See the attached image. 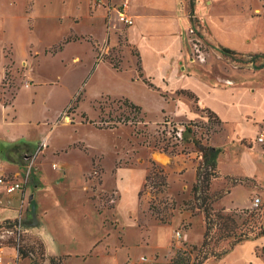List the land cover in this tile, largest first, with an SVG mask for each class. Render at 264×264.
I'll list each match as a JSON object with an SVG mask.
<instances>
[{
  "label": "rangeland",
  "instance_id": "rangeland-1",
  "mask_svg": "<svg viewBox=\"0 0 264 264\" xmlns=\"http://www.w3.org/2000/svg\"><path fill=\"white\" fill-rule=\"evenodd\" d=\"M179 1L188 17L187 0ZM111 3L0 0V140L6 132H12L20 140L47 146L33 161L23 163L8 161L0 152L5 169L21 177L32 162L22 190L14 194L21 197L26 185L31 194L30 178L37 173L49 184L38 190V213L50 208L54 197L74 207L69 202L71 195L78 196L81 201L76 208L84 215V230L92 237L102 238L109 226L116 234L112 231L105 239L113 242L116 235L122 244L112 253L109 240V255L103 256L99 250L102 247L96 246L87 251L90 254L84 255V260L68 263L61 257V264H117L118 259L126 257H147L149 251L145 247L133 244L137 237L131 219L146 240L151 221L161 223L158 211L159 217L165 219L163 223L175 222L169 243L171 258L178 249L199 247L202 242L203 213L196 207L203 203L202 194L198 191L200 200H196L191 188L200 167L206 166L203 147L214 145L222 149L217 158L219 176L211 181V199L207 203L215 210L238 207L223 213L233 211L236 235L248 231L254 225L253 217L242 209L247 206L254 216L264 209V161L260 150L249 148L254 141L264 148V121L259 122L255 140L246 138L240 143L230 136L256 128L252 118L264 120V0H195L197 20L189 22L190 40L183 38L182 42L184 64L192 78L214 84L228 80L237 89L238 105L253 111L252 117L233 127L218 124L214 117L209 119L205 111L194 107L190 98L178 101L177 95L165 97L163 90L148 87L137 78L139 50L132 41L130 27L117 21L115 14L106 12ZM138 6L133 0L134 13ZM224 35L236 48L221 42ZM66 37L72 40L63 43ZM167 44L165 48L173 52L174 46ZM222 47L236 53L223 54ZM189 49L191 62L186 55ZM144 69L147 72L149 68ZM150 76L156 85V73ZM125 98L139 105L140 112L123 104ZM191 111L199 117L187 119ZM259 136L263 137L262 142L257 140ZM157 153L164 158L157 159ZM181 160L187 164L182 165ZM151 161L169 173L172 171L167 175L168 185L153 188L151 183L136 194V204L133 181L119 182L115 168L130 166L124 176L132 177L131 166L149 169ZM62 164L68 166L64 172ZM252 172L255 177L250 175ZM231 185L229 192L222 193ZM116 187L123 193L117 207L120 194ZM256 196L260 199L258 206L252 204ZM149 204L157 210L155 213ZM4 208L16 210L15 217L21 223L16 231L4 230L0 234L1 254L16 262L27 258L20 264H43L42 244L26 226L30 220L22 202ZM128 211L132 213L129 215ZM14 218L2 217L0 222ZM190 228L191 241L184 240L183 231ZM159 233L164 237L165 229L161 228ZM233 239V235L221 233L213 226L207 249L219 252ZM18 248L27 256L19 255ZM196 252H190L192 260ZM256 252L264 257V249L256 248ZM212 258L211 255L207 261H214ZM130 259L121 264H132Z\"/></svg>",
  "mask_w": 264,
  "mask_h": 264
},
{
  "label": "crops",
  "instance_id": "crops-1",
  "mask_svg": "<svg viewBox=\"0 0 264 264\" xmlns=\"http://www.w3.org/2000/svg\"><path fill=\"white\" fill-rule=\"evenodd\" d=\"M120 1L121 0H119V2ZM132 1L133 0H130L129 5V12L134 16V24L130 26L131 38L139 50L142 73L144 71L143 76L146 77L153 86L157 88V90H163L161 92L163 96L166 97V94L177 95V100L180 101L187 96L177 94L179 90L191 91L196 95L197 104L200 108H209L218 116L224 125H231L232 127L239 124L242 119L252 117L253 111H247L245 110V107L243 108V106L238 105L239 99L237 97V89L230 83H227L228 80H225L226 83L221 82L219 84H214L212 82L194 79L189 73H187L188 68L186 64H184L185 60H183L184 56L181 48L183 38L190 40L188 35L190 23L179 0H134L137 5H139L138 11L135 10V13L132 10ZM111 2L112 5L119 3H114V0H111ZM111 14L114 15L113 12H111ZM139 38H141V40H139ZM220 40L224 45L229 46L230 48H236L227 35H224ZM167 43L174 46L172 49L173 52L169 51V47L167 49L165 48V45H168ZM190 49L186 53L189 62H191L189 57ZM144 68L149 69H147L148 71L146 72ZM153 73H156L158 77L156 85L154 84L155 79L150 76ZM183 116L186 117L185 115ZM197 117H199V114L196 111H193L192 114L186 118L195 119ZM251 121L252 124H255L257 127L249 130V132L230 136L231 139L235 137L232 141L236 140L241 143V140L246 138H252L255 140L258 133L257 128L259 122H263L264 120L255 121L254 118H252ZM16 136L17 135L12 132H6L2 141L0 140V148L8 143L20 141V138ZM46 147L47 146H44V148ZM249 148L260 150L262 160L264 161V148L259 143L254 141ZM44 150H41L42 153ZM56 150L60 149H55V151ZM181 163L182 165L187 164V162L182 160ZM128 167L130 166L123 165L117 166L115 169L118 171L119 182L124 179L126 181H133V196L136 203V194L139 193L144 185L148 168L143 165L141 167L131 166L132 177H128L124 176L126 171L129 170ZM62 169L64 172L68 169V166L62 164ZM164 170L169 177L172 171L169 173L166 169ZM4 171L5 173L13 174L18 178H21V176L13 171L6 170L5 165ZM187 171L188 169H186V172ZM244 171H246L245 167ZM254 173L255 172H252L250 175L255 177ZM82 175L84 176V173ZM244 175L246 176L248 174L245 172ZM30 181L32 184L31 194L26 185L21 197L18 193H5L2 186H0V206H2L0 207V218H14L16 216V210L14 209L5 211L7 208H4V206L8 204L18 206L19 203L22 202L23 211L26 213V209L29 206V199L32 198L35 201L36 217L39 224L36 226H30L29 229L43 245V264H50V258L56 259L65 257L66 261L68 260V263L69 260H84V255L88 256L90 254H87V251H92L96 246H101L102 248H99V250L102 252L103 256H107L111 253L109 250L110 241L113 245L112 253L116 252L117 247L121 244L119 239L116 238L117 236L114 235L113 242L110 238L105 239L111 235L112 231L115 233L111 227L108 226V228L105 229L107 234L102 238L99 236L92 237L86 230H84V215L79 213L76 208L77 202L80 203L81 201L77 199L78 196L71 195L69 202H71L74 207H71L69 203H62V200L54 197L51 201L50 208L43 210L41 214L38 213L40 206L37 197L38 190L39 188H47L49 184H47L48 182L42 179L41 176L39 177L37 173L31 176ZM232 188L233 185L227 187L222 193H227ZM117 190L120 196L115 207L121 202L123 195L120 189L117 188ZM236 208L222 207L224 210ZM130 213L132 212L128 211L129 215ZM131 221L134 224L136 223L132 219ZM133 223L132 225L135 227L134 232L137 237L133 244L140 248L145 247L149 253L147 254V257L139 256L135 260L130 259V257H126L122 260L118 259L117 264H121L124 260L128 259L132 261V264H169V243L172 234L171 229L175 226V222L158 223V221L152 220L148 225L149 228H147L149 235L146 237V240L143 239V233L138 228L137 224L134 226ZM102 225L105 227L103 223ZM161 228L165 229L164 237L159 233ZM190 231L191 228L183 231L182 238H184V240L191 241L188 236ZM262 247H264V235L256 239L244 240L227 251L220 259L211 262L207 261L204 264H264V257L256 253V248ZM96 253L99 255L100 252ZM22 259L27 258H19L17 264H20ZM13 260L15 259L2 255V261L0 264H7Z\"/></svg>",
  "mask_w": 264,
  "mask_h": 264
},
{
  "label": "trees",
  "instance_id": "trees-1",
  "mask_svg": "<svg viewBox=\"0 0 264 264\" xmlns=\"http://www.w3.org/2000/svg\"><path fill=\"white\" fill-rule=\"evenodd\" d=\"M194 5L195 0H187V14L188 19L190 23H194L197 18L194 15ZM72 38L66 37L63 41L69 42ZM62 43V44H63ZM61 45L58 46V48H61ZM221 52L223 54H235L236 51L233 49H230L228 47H222ZM113 67L117 68L116 63H113ZM264 67V64L261 66ZM136 71H137V78L140 79L142 82L147 84L149 87L155 88L153 84L143 76L142 73V67H141V59L140 56H137L136 61ZM177 94H182L190 98L193 103L194 107L198 110L205 111L207 113L208 118L214 117L216 122L218 124H221L222 121L218 118V116L209 108H200L197 104V97L195 94H193L191 91L187 90H179ZM5 104V102H4ZM123 104L126 106L131 107L137 112H140L141 107L139 105L134 104L133 102L129 101L127 98L123 99ZM184 127L190 131V127L187 125H184ZM37 149H41L40 142L37 145H33L32 143H29L25 140H20L16 142H11L3 147L0 148V152L2 156L8 160L13 161L17 163H23L26 159V157H30L33 155ZM163 151L167 150V146H164ZM222 149L218 146H212L208 145L203 147V152L205 156V168L202 166L200 167V171L197 173V180L192 185V192L194 193V198L196 200H200V197L197 195L198 191L202 194V201L203 203L199 206H196L198 210H200L203 213V220H204V232H203V238L200 246L191 245V249H178L174 255L170 258L169 264H204L209 257L212 255L214 258L213 260L220 259L227 251H229L231 248H233L237 243L244 239H256L260 236L264 235V209L258 213L256 216H254V211H250L247 208H243L242 210L244 212H250V217H253L252 223L254 224V228L250 227L248 231L241 232L239 235H236L234 229L236 228V221L233 216V211L231 213H223V210H215L213 209L209 203H207V200L211 199V195L209 194L210 184L211 181L219 176V170H218V161L217 158L220 155ZM149 183V184H148ZM152 183L153 188L156 186H162V188H165L168 185L167 182V174L163 167H158L154 161H151V168L148 169L147 174L145 176V182L142 187V189L139 191V194L142 193V191L145 190V188ZM162 191L163 189H159ZM149 209L151 212L155 213L157 210L154 209L152 204H149ZM158 214V219L161 223L165 222V219L159 217V211L156 213ZM26 215L29 218V223L26 225L27 227L30 226H36L39 224V221L36 217V204L35 201L30 198L29 199V208L26 209ZM262 218V221L260 222ZM21 222L19 219H7L0 222V234L4 230H12L16 231L18 228V225ZM213 226L218 227L221 233H225L227 235H233L234 239L229 244L227 248L222 249L219 252L214 251H208L207 249V239L208 235L212 229ZM42 244V243H41ZM40 244V245H41ZM42 249H43V245ZM262 250L264 247L261 248ZM192 250H197L195 257L193 260L190 257V252ZM257 253V252H256ZM18 254L22 256H27V254H23L21 250L18 248ZM43 255V252H42ZM50 264H61L60 258H50L49 259Z\"/></svg>",
  "mask_w": 264,
  "mask_h": 264
},
{
  "label": "built area",
  "instance_id": "built-area-1",
  "mask_svg": "<svg viewBox=\"0 0 264 264\" xmlns=\"http://www.w3.org/2000/svg\"><path fill=\"white\" fill-rule=\"evenodd\" d=\"M129 5H130V0H121L118 4H110L106 8V12L111 15V12H113L116 16L117 21L122 23L125 26H132L134 24V16L129 12ZM257 140L262 142L263 137L259 136L257 137ZM45 145V144H44ZM42 143H40L41 149L44 147ZM41 152L40 149H37V151L31 155L30 157H26L28 161H33L35 158V155L37 153ZM32 162L26 167L27 169L24 172L23 177H17L16 175L13 174H8L5 173L4 171V165L0 161V186H2L3 190L7 194H12L17 191H21L23 188V183L25 182L24 177L28 178V172L30 169ZM260 203L259 197H254L252 200V204L255 206H258ZM2 261V254L0 252V262ZM7 264H17L16 260H13Z\"/></svg>",
  "mask_w": 264,
  "mask_h": 264
},
{
  "label": "water",
  "instance_id": "water-1",
  "mask_svg": "<svg viewBox=\"0 0 264 264\" xmlns=\"http://www.w3.org/2000/svg\"><path fill=\"white\" fill-rule=\"evenodd\" d=\"M161 156H163V154H160V153H157V154H156V158H157V159H162ZM163 158H164V157H163Z\"/></svg>",
  "mask_w": 264,
  "mask_h": 264
},
{
  "label": "bare ground",
  "instance_id": "bare-ground-1",
  "mask_svg": "<svg viewBox=\"0 0 264 264\" xmlns=\"http://www.w3.org/2000/svg\"><path fill=\"white\" fill-rule=\"evenodd\" d=\"M161 158L163 159V156H161Z\"/></svg>",
  "mask_w": 264,
  "mask_h": 264
}]
</instances>
